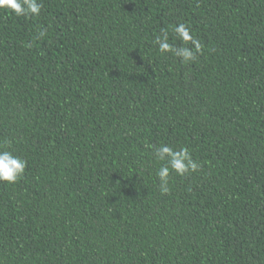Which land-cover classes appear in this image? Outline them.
Masks as SVG:
<instances>
[{
  "label": "trees",
  "instance_id": "obj_1",
  "mask_svg": "<svg viewBox=\"0 0 264 264\" xmlns=\"http://www.w3.org/2000/svg\"><path fill=\"white\" fill-rule=\"evenodd\" d=\"M40 2L0 11V264H264V0ZM162 143L201 165L168 194Z\"/></svg>",
  "mask_w": 264,
  "mask_h": 264
},
{
  "label": "clouds",
  "instance_id": "obj_2",
  "mask_svg": "<svg viewBox=\"0 0 264 264\" xmlns=\"http://www.w3.org/2000/svg\"><path fill=\"white\" fill-rule=\"evenodd\" d=\"M42 3L40 0H0V11L11 13L16 17L35 18L41 14ZM175 38L182 42V46L170 43L168 31L161 30V34L153 41L161 54H173L182 63H191L198 59L202 51L200 41L193 35V30L186 22L178 23L172 29ZM47 29H41L37 38L45 36ZM190 45V46H189ZM156 161L161 162L156 170V177L159 180L161 194H168L170 191L169 178L172 173L177 176H185L197 172L201 165L192 157L188 147L174 149L167 144L151 146ZM27 161L12 151L0 148V182L15 184L25 173Z\"/></svg>",
  "mask_w": 264,
  "mask_h": 264
}]
</instances>
